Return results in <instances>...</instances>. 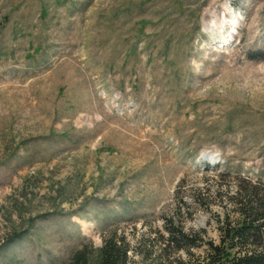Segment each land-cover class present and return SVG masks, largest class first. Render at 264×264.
I'll return each mask as SVG.
<instances>
[{"label": "rangeland", "instance_id": "rangeland-1", "mask_svg": "<svg viewBox=\"0 0 264 264\" xmlns=\"http://www.w3.org/2000/svg\"><path fill=\"white\" fill-rule=\"evenodd\" d=\"M244 177L264 185V0H0V264L113 233L128 264H206L195 235L219 242Z\"/></svg>", "mask_w": 264, "mask_h": 264}, {"label": "trees", "instance_id": "trees-1", "mask_svg": "<svg viewBox=\"0 0 264 264\" xmlns=\"http://www.w3.org/2000/svg\"><path fill=\"white\" fill-rule=\"evenodd\" d=\"M207 193L205 188L200 192ZM225 194L223 201L233 207L237 218L231 221L227 215L220 221L218 243L204 242L200 234L195 235L200 245H206V264H264V185L244 177ZM164 232L165 247L184 251L199 245L172 224L167 226L165 222ZM129 251L128 244L113 233L104 238L97 255L82 247L73 253L68 264H128Z\"/></svg>", "mask_w": 264, "mask_h": 264}, {"label": "bare ground", "instance_id": "bare-ground-1", "mask_svg": "<svg viewBox=\"0 0 264 264\" xmlns=\"http://www.w3.org/2000/svg\"><path fill=\"white\" fill-rule=\"evenodd\" d=\"M223 10H224V17H226L227 15H228V19H229V22H232V21H234V19H232L231 17H229V13L227 12V9L226 8H224L223 7ZM210 14H212V16H214L215 17V13H210ZM222 18H223V16H222ZM216 19V18H215ZM217 20V19H216ZM219 21V20H218ZM214 22V20L212 19L211 20V22H210V29L211 30H216V31H221V30H224V27H225V25L224 26H222V23H223V21L220 19V22ZM225 22H226V18H225V20H224V24H225ZM237 23L235 22V24L234 25H236Z\"/></svg>", "mask_w": 264, "mask_h": 264}]
</instances>
